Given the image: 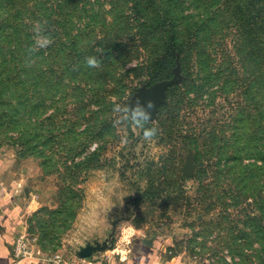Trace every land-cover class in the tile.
Listing matches in <instances>:
<instances>
[{"label": "rangeland", "instance_id": "374dc122", "mask_svg": "<svg viewBox=\"0 0 264 264\" xmlns=\"http://www.w3.org/2000/svg\"><path fill=\"white\" fill-rule=\"evenodd\" d=\"M177 1L191 16L181 38L217 17L203 63L217 81L205 83L195 48L182 69L177 59L171 74L152 76L162 41L141 27L161 4L144 16L126 0H0V172L23 206L30 254L70 257L90 245L105 247L91 258L122 257L139 242L174 264H264V170L246 168L256 163L249 92L264 61L255 43L239 44L222 0ZM36 21L53 42L29 66ZM93 55L98 68L85 64ZM175 74L147 125L158 128L152 141L113 127L115 103Z\"/></svg>", "mask_w": 264, "mask_h": 264}, {"label": "trees", "instance_id": "16d2710c", "mask_svg": "<svg viewBox=\"0 0 264 264\" xmlns=\"http://www.w3.org/2000/svg\"><path fill=\"white\" fill-rule=\"evenodd\" d=\"M132 3L134 6L131 10L135 12V15L142 14L147 16L151 10L161 4L160 12L157 11L153 18H147L141 27V36L143 39L147 38L148 30L157 31L156 35H159V41L161 45L158 47L157 57L153 60V63L147 68L153 69V77H165L173 71L177 65V59H179L181 69L184 54L189 52V48H195L198 50L199 59L197 63L201 66V73L205 83L210 81H217L219 76L215 72H207L204 68V61L207 60V52L205 48L209 47L206 43L205 37H210L213 33L216 25V16L211 18L209 22L202 21L197 26H189L185 31L184 38H181V30L179 29V23L183 24L187 22V19L191 16L183 15L182 5L177 0H126ZM225 4L224 9L221 12L230 19V24H233L238 28L239 44L244 43V40L255 43L257 45L256 60L264 61V6L260 9L258 5L259 0H222ZM158 2V4H156ZM259 11V13H257ZM253 12H256L252 15ZM259 14V15H258ZM232 21V22H231ZM145 23H148L145 25ZM140 33V32H139ZM211 44V43H210ZM209 44V45H210ZM262 47L263 50H259ZM260 54V56H259ZM212 56V55H211ZM213 58V56H212ZM244 65L249 64V58L242 60ZM203 64V65H202ZM220 64V62L218 63ZM223 64V63H222ZM223 66V65H222ZM228 65L226 64L225 67ZM223 68V67H222ZM225 69V68H223ZM264 69V67H263ZM190 79V73L187 74ZM261 81L253 83L250 87V100L257 105V125L252 139L249 141L248 151L256 161L255 164H249L246 168L253 170H264V105L259 106V103L264 101V70L260 78ZM229 84V82L227 83ZM261 104V103H260ZM259 157V159H258ZM235 160V159H233ZM263 164L262 167L260 165Z\"/></svg>", "mask_w": 264, "mask_h": 264}, {"label": "crops", "instance_id": "0c3cea01", "mask_svg": "<svg viewBox=\"0 0 264 264\" xmlns=\"http://www.w3.org/2000/svg\"><path fill=\"white\" fill-rule=\"evenodd\" d=\"M1 171V170H0ZM24 209L19 201L16 188H7L1 179L0 172V264H48L47 258L30 254L16 263L12 246L19 234L24 232ZM114 251L104 252L100 257L91 258L95 264H174L164 261L161 252L147 243L137 242L124 256H112ZM109 257V258H107Z\"/></svg>", "mask_w": 264, "mask_h": 264}, {"label": "clouds", "instance_id": "9594fccd", "mask_svg": "<svg viewBox=\"0 0 264 264\" xmlns=\"http://www.w3.org/2000/svg\"><path fill=\"white\" fill-rule=\"evenodd\" d=\"M47 21H36L33 23L32 32H33V44L28 49L29 66L35 61L31 59L32 55L38 52L40 49H45L52 44V39L47 33L45 25ZM101 51L100 53H102ZM102 60L98 56H88L85 58V64L90 68H98L101 66ZM128 68L135 67L134 63L127 65ZM154 108L152 101H148L146 104L141 103L139 99L135 100V103L132 102V98H129L124 103H115L112 112H113V127L118 128L123 131L126 128H138L143 132V139L145 141H152L158 133V128L148 127L152 122V112L151 109ZM121 143H129L127 135H121Z\"/></svg>", "mask_w": 264, "mask_h": 264}, {"label": "water", "instance_id": "95a60500", "mask_svg": "<svg viewBox=\"0 0 264 264\" xmlns=\"http://www.w3.org/2000/svg\"><path fill=\"white\" fill-rule=\"evenodd\" d=\"M176 82H177V78L175 74V76L170 81H165L151 88L141 90L139 93L136 94L134 98V103L136 99H139L140 102L144 104H146L148 101H152L154 104V108L151 109L150 111L152 112V119L154 120L159 106L164 101L166 90ZM189 170H190V166L189 164H186V166L183 168V174L185 176H188ZM104 250L105 247L87 245L86 247H81L79 251L75 253V256L79 259H87V258H91L95 252H102Z\"/></svg>", "mask_w": 264, "mask_h": 264}, {"label": "built area", "instance_id": "2783aa9c", "mask_svg": "<svg viewBox=\"0 0 264 264\" xmlns=\"http://www.w3.org/2000/svg\"><path fill=\"white\" fill-rule=\"evenodd\" d=\"M12 254L16 263H19L30 255L23 233L19 234L16 237L12 246ZM47 261L48 264H95V262L91 258L79 259L75 255L70 257H63L59 254H56L50 258H47Z\"/></svg>", "mask_w": 264, "mask_h": 264}]
</instances>
